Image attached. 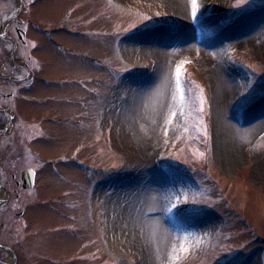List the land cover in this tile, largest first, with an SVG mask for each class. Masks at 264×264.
I'll list each match as a JSON object with an SVG mask.
<instances>
[{"label": "rangeland", "instance_id": "1", "mask_svg": "<svg viewBox=\"0 0 264 264\" xmlns=\"http://www.w3.org/2000/svg\"><path fill=\"white\" fill-rule=\"evenodd\" d=\"M182 2L180 22L173 0L66 1L53 146L70 158L42 172L27 229L0 208L19 264H264V0Z\"/></svg>", "mask_w": 264, "mask_h": 264}, {"label": "flooded vegetation", "instance_id": "2", "mask_svg": "<svg viewBox=\"0 0 264 264\" xmlns=\"http://www.w3.org/2000/svg\"><path fill=\"white\" fill-rule=\"evenodd\" d=\"M66 1L0 0V208L10 205L11 214L23 219V229L29 227L25 221V202L31 192L39 189L42 172L46 170L44 173L49 174L55 170L57 160L70 158L66 154L56 157L54 149L56 140L66 138L58 136L56 125L61 126L70 118L65 112H56V100L64 102L60 106L65 111L70 95L56 92L52 61L53 50H68L70 13ZM53 10L58 12L56 17ZM40 141H50L51 150L49 146L41 150ZM19 145L33 165L23 163L24 155L16 149ZM25 168L35 172L30 188L23 186ZM50 183L51 180L44 187L49 188ZM2 227L0 264H19L16 245L17 237L21 236L20 225L13 232L10 227L6 230L5 224ZM50 263L66 264V259L61 262L51 259Z\"/></svg>", "mask_w": 264, "mask_h": 264}, {"label": "bare ground", "instance_id": "3", "mask_svg": "<svg viewBox=\"0 0 264 264\" xmlns=\"http://www.w3.org/2000/svg\"><path fill=\"white\" fill-rule=\"evenodd\" d=\"M177 1V4H179V6L177 8H175V13H176V17L179 19V21H183L184 19V13H183V2L182 0H173V2ZM176 4V3H175ZM244 31L247 32V31H250L248 30V27L244 28ZM166 46L162 45V47H158L157 49L159 51V53L161 54H167L166 53ZM212 50V47L210 46V48ZM186 50L187 49H184V53H186ZM202 50V58L204 61H208L210 58H212V54H211V50L208 52L206 50ZM160 72V66L159 65H156L154 70L152 71V73L150 74L149 78L150 80L154 79ZM217 94H219L218 96L219 97H223L225 94H226V86L220 84L218 86V89L216 90ZM222 124H225V125H228V121L225 120V123H224V120L222 121ZM229 126V125H228ZM224 148L226 150V154H227V158L230 162H234L235 159H236V148H235V145H234V141L230 138L227 140L226 144H224Z\"/></svg>", "mask_w": 264, "mask_h": 264}, {"label": "water", "instance_id": "4", "mask_svg": "<svg viewBox=\"0 0 264 264\" xmlns=\"http://www.w3.org/2000/svg\"><path fill=\"white\" fill-rule=\"evenodd\" d=\"M34 175H35V172L31 168H25L22 171L23 186L25 188H30V187L33 186V183H34Z\"/></svg>", "mask_w": 264, "mask_h": 264}, {"label": "snow or ice", "instance_id": "5", "mask_svg": "<svg viewBox=\"0 0 264 264\" xmlns=\"http://www.w3.org/2000/svg\"><path fill=\"white\" fill-rule=\"evenodd\" d=\"M192 5H193V15H195L196 12V0H192ZM180 69H177V72H179ZM173 207H176V205H173Z\"/></svg>", "mask_w": 264, "mask_h": 264}]
</instances>
